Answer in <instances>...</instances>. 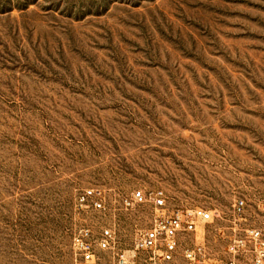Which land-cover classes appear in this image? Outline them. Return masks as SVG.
<instances>
[{
  "label": "rangeland",
  "instance_id": "374dc122",
  "mask_svg": "<svg viewBox=\"0 0 264 264\" xmlns=\"http://www.w3.org/2000/svg\"><path fill=\"white\" fill-rule=\"evenodd\" d=\"M137 190L218 210L216 258L264 230V0H0V264H83L103 228L132 255Z\"/></svg>",
  "mask_w": 264,
  "mask_h": 264
},
{
  "label": "built area",
  "instance_id": "2783aa9c",
  "mask_svg": "<svg viewBox=\"0 0 264 264\" xmlns=\"http://www.w3.org/2000/svg\"><path fill=\"white\" fill-rule=\"evenodd\" d=\"M83 199H90L94 210H102L104 197L99 190L86 191ZM124 207L149 205V225L138 231L132 241L131 253L117 250L113 233L103 228L95 239L88 233L73 240V248L83 264H97L96 250H110L112 259L108 264H241L244 257L248 264H264V230L251 228L228 238L227 258L213 257L208 249V230L222 220L218 210L196 207L193 209L169 208L162 191H134L124 200ZM245 204L238 199L233 213L241 217ZM238 227L236 221L234 228Z\"/></svg>",
  "mask_w": 264,
  "mask_h": 264
}]
</instances>
